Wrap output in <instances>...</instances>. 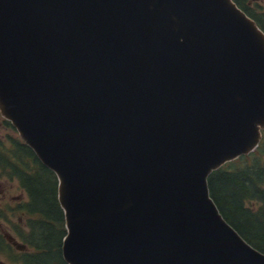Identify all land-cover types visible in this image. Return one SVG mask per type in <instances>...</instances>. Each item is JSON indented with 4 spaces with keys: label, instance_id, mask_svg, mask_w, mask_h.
<instances>
[{
    "label": "water",
    "instance_id": "1",
    "mask_svg": "<svg viewBox=\"0 0 264 264\" xmlns=\"http://www.w3.org/2000/svg\"><path fill=\"white\" fill-rule=\"evenodd\" d=\"M0 114L56 176L65 264H264L208 188L264 130L232 0H0Z\"/></svg>",
    "mask_w": 264,
    "mask_h": 264
},
{
    "label": "trees",
    "instance_id": "2",
    "mask_svg": "<svg viewBox=\"0 0 264 264\" xmlns=\"http://www.w3.org/2000/svg\"><path fill=\"white\" fill-rule=\"evenodd\" d=\"M264 33V20L246 5L232 0ZM9 134L0 136V182L14 183L24 200L17 214L25 230L16 234L28 254L10 251L3 239L0 253L12 264H65L61 243L65 236L63 212L57 200V179L2 119ZM210 197L224 220L252 247L264 254V132L254 153L241 156L214 171L208 178Z\"/></svg>",
    "mask_w": 264,
    "mask_h": 264
},
{
    "label": "flooded vegetation",
    "instance_id": "3",
    "mask_svg": "<svg viewBox=\"0 0 264 264\" xmlns=\"http://www.w3.org/2000/svg\"><path fill=\"white\" fill-rule=\"evenodd\" d=\"M243 5H246L249 10L260 18L264 20V0H238ZM9 189L5 188L1 191V197H3V203L0 202V240L3 239L5 245L9 246V250H14L17 254H28L29 249L27 245H25L20 238L17 236V232L21 230V233L25 230V224L22 219L17 214H10L8 210L14 211L20 203L23 202L24 194L20 191H17L18 195L16 197H12L10 202H6L5 195L9 194ZM10 195V194H9ZM1 201V200H0ZM17 220L18 222H15ZM12 238V243L16 242L18 244L24 245L25 248L23 250H17L12 243L7 239ZM2 258V254L0 253V261ZM4 263V262H3Z\"/></svg>",
    "mask_w": 264,
    "mask_h": 264
},
{
    "label": "rangeland",
    "instance_id": "4",
    "mask_svg": "<svg viewBox=\"0 0 264 264\" xmlns=\"http://www.w3.org/2000/svg\"><path fill=\"white\" fill-rule=\"evenodd\" d=\"M2 116L0 114V136H5L7 134H9V131H7L6 129H4L2 126H1V121H2ZM264 131V130H263ZM262 139H263V134H262V131H261V141L259 143V145L262 143ZM254 153V152H253ZM9 189V194H6L5 195V200L6 202H10L11 198L12 197H16L18 195L17 193V186L14 184V183H7V182H4V181H1L0 182V202L3 203V197H1V191L4 190V189ZM15 222H18L17 220H15ZM2 262H4L5 264H12L11 262H9L7 260V258H5L3 255H2V258H1Z\"/></svg>",
    "mask_w": 264,
    "mask_h": 264
},
{
    "label": "bare ground",
    "instance_id": "5",
    "mask_svg": "<svg viewBox=\"0 0 264 264\" xmlns=\"http://www.w3.org/2000/svg\"><path fill=\"white\" fill-rule=\"evenodd\" d=\"M236 5V4H235ZM252 20V19H251ZM258 27V25H256ZM259 28V27H258ZM260 29V28H259ZM261 30V29H260Z\"/></svg>",
    "mask_w": 264,
    "mask_h": 264
}]
</instances>
